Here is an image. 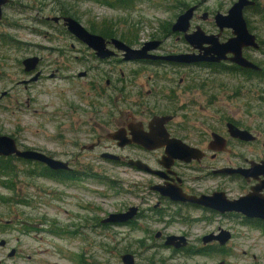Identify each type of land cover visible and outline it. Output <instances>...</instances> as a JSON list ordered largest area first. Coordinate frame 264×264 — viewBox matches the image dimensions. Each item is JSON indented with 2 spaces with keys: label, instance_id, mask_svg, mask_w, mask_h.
<instances>
[{
  "label": "flooded vegetation",
  "instance_id": "af4514ba",
  "mask_svg": "<svg viewBox=\"0 0 264 264\" xmlns=\"http://www.w3.org/2000/svg\"><path fill=\"white\" fill-rule=\"evenodd\" d=\"M236 1L231 0L224 13L216 9L212 12L203 11L198 2L190 5L195 8L187 32L193 31L196 26L201 29L199 24H194L192 28L190 26L191 20L198 18L214 26V31L201 29L205 34H217L219 42L232 40L234 34L231 27L219 29L214 15L225 14ZM246 1L249 3L242 6L241 16L246 32L252 39L248 37L246 43L249 44L241 45L238 50L239 57L253 67L235 63L230 51L218 62H184L146 57L125 59L123 52L110 43L112 38H116L138 49L144 42L159 41L154 49L145 52L155 56L197 53L198 49L185 44L182 33L171 31V23L140 43L135 39L129 42L121 39L113 29L104 30L114 33L108 36L87 29L103 38L105 48L111 51L106 57H97L92 48L63 26L64 34L75 44H65L57 51H75L79 54L58 64L67 73L65 78L69 85L65 96L57 95L52 109V137L55 143L64 146V150L45 151L31 145H20L10 136L18 148L46 153L65 163L67 168L51 169L39 161L15 155L0 158L32 163L38 169L33 167L26 172L31 177L80 179L89 177V173L77 170L74 164L85 159L94 160L88 157V153L97 151V158L101 161L127 166L145 176L147 180L142 188H146L144 192H151L155 198V210H143L131 205L135 213L130 219L123 223H103L108 213L99 220L100 225L137 226L136 220L145 218L144 212L147 210H153L158 214L160 225L159 229L150 231L147 237L155 241L152 248L164 249L168 255L157 259L146 257L147 264H208L182 260V257L199 255L207 257L210 264H232L227 259L230 254L229 242L233 238V231L229 227L231 224L228 223L248 225L252 229L264 231V218L247 216L240 210L220 211L195 200L211 197L212 205L219 206L220 203H232L249 194L251 202L255 200L258 204H264V124L247 125L242 114L236 117V113L247 112L242 104L233 114L227 102L216 108V99H231L228 95L229 86L216 85L217 74L233 75L239 83L238 89L230 94L243 96L249 92L256 100L264 96V7L259 6L257 0ZM60 9L58 15L52 16L59 17L55 23L62 22L63 16H70L61 13ZM52 17L45 19L52 21ZM173 36L184 42V49H163L164 42ZM36 57L39 61L31 71H26L23 65L27 57L21 60L24 76L18 80V84L22 89L46 77L41 68V57ZM57 72L58 68L47 76L56 78ZM36 73V79L32 80ZM2 93L0 99L7 95L6 91ZM29 100L27 98V104ZM234 128L246 131V137L249 138H244ZM168 146H175L181 153L180 157L172 156L173 152L167 151ZM90 178L100 179L98 175ZM155 186L182 199L163 195L153 189ZM128 208L114 213L125 212ZM143 229L149 232L147 228ZM147 237L144 241L140 240V245L145 243ZM169 237H172L171 243L165 244ZM0 246L6 247L7 241L0 240ZM12 250L13 254L10 255ZM124 253L130 254L135 264L136 251ZM15 255V249L8 253V257Z\"/></svg>",
  "mask_w": 264,
  "mask_h": 264
},
{
  "label": "rangeland",
  "instance_id": "374dc122",
  "mask_svg": "<svg viewBox=\"0 0 264 264\" xmlns=\"http://www.w3.org/2000/svg\"><path fill=\"white\" fill-rule=\"evenodd\" d=\"M115 2L11 0L3 7L0 96L3 91L7 95L0 99V135H11L20 145L40 150H64L52 137V109L57 95L65 96L69 85L65 78L67 73L58 64L79 54L57 51L65 44H75L64 34L61 21L45 19L58 15L61 6L69 7L73 17L86 29H113L116 34L140 43L168 27L184 7L198 2L203 11L216 9L224 13L231 0H133L127 8H120ZM257 2L264 7V0ZM194 24L205 31H214L210 22L195 18L191 20V28ZM184 42L173 36L164 42L163 49H184ZM33 55L41 57L46 77L22 89L18 84L24 76L21 60ZM56 68L57 77L49 78L47 74ZM232 76L217 74L216 85H227L233 93L239 83ZM229 92L231 99H216V108L227 102L233 114L242 104L247 112L236 113V117L242 114L247 125L264 124V96L256 100L249 92L243 96ZM27 98H30L28 104ZM88 157L94 160L85 159L74 166L88 172L89 177L62 180L28 176L26 172L34 167L32 163L0 158V163L11 168L0 173V240L7 241L6 247L0 246V264H121L120 254L133 251L137 253L135 264H147L149 256L167 257L168 251L152 248L155 241L147 237L160 225L158 214L153 212L154 195L142 188L147 178L127 166L101 161L97 151L88 153ZM92 175L100 179L90 178ZM131 205L153 210L144 212L145 218L136 220L137 226L99 224L108 213ZM228 224L233 231L228 261L264 264V231L234 222ZM143 227L149 232H144ZM146 237L145 243L140 245V240ZM11 249H15L16 255L8 257ZM182 260L210 264L207 257L200 255L182 257Z\"/></svg>",
  "mask_w": 264,
  "mask_h": 264
},
{
  "label": "water",
  "instance_id": "95a60500",
  "mask_svg": "<svg viewBox=\"0 0 264 264\" xmlns=\"http://www.w3.org/2000/svg\"><path fill=\"white\" fill-rule=\"evenodd\" d=\"M10 0H0V18L2 17V7L9 3ZM249 3L246 0H237L232 6L227 10L225 14L216 13L214 15V21L216 26L221 29L222 27L230 26L232 32L234 34V38L232 40H228L226 42H219L217 40V34H205L198 26L194 28L193 31L187 32L189 28V21L192 17L193 10L195 6H189L184 11L180 12L174 19V21L170 25V29L173 32L182 33V37L185 42L193 49H198V52L193 53H178V54H171L166 56H155V55H147L145 52L147 50L154 49L158 44L159 41H147L144 42L143 45L138 48L134 49L123 43L122 41L112 38L110 43L113 45L114 48L119 49L123 52V58L125 59H135V58H162L166 60H176V61H197V60H207V61H214L218 62L223 60L224 54L227 51L233 53V58H231L235 63L244 66V67H253L252 64L244 60L243 58L239 57V50L238 47L246 43V41L250 37H252L246 32L245 23L241 16V9L242 6ZM204 15V14H203ZM52 21L57 22L59 17H52L50 18ZM62 24L65 26L73 35H75L78 39L82 42L87 44L88 47L92 48L95 51L97 57H106L111 54V51L105 48L104 40L101 36L89 32L80 22H78L72 16H63L62 17ZM232 41H235V43ZM250 42V41H249ZM235 44V46H233ZM205 45L204 47H202ZM256 46V44H253ZM202 50V52H200ZM39 61V58L36 56L27 57L23 60V65L26 71L33 70ZM37 73L33 76L32 80H35L37 77ZM3 94V93H2ZM235 129V128H234ZM238 134L241 136L246 137V131H241L235 129ZM169 147V146H168ZM172 153V156L179 158L181 153H178V149L175 146H171L167 149ZM15 155L16 157H21L27 160H35L41 163L46 164L51 169H58V168H67L65 163H62L54 158L50 157L46 153L33 150V149H20L18 148L15 140L13 137L7 134L0 135V156H11ZM138 168L139 167L137 165ZM144 169V168H143ZM153 189L158 190L161 194H167L173 199H182V197H176L171 195L170 191H164L163 188L153 187ZM211 197L204 198L203 200L197 199L200 204L204 206H208L217 210H240L242 213L246 214L247 216H259L264 218V204H258L257 201L251 202V195L244 196L237 201L232 203H220L219 206L212 205ZM192 200V198H190ZM135 213V208L129 207L127 211L121 213H109L103 220V223H123L126 220L130 219L133 214ZM172 237L167 238L165 244L171 243ZM13 254V250L10 252V255ZM120 261L122 264H133V259L130 254L124 253L120 256Z\"/></svg>",
  "mask_w": 264,
  "mask_h": 264
},
{
  "label": "trees",
  "instance_id": "16d2710c",
  "mask_svg": "<svg viewBox=\"0 0 264 264\" xmlns=\"http://www.w3.org/2000/svg\"><path fill=\"white\" fill-rule=\"evenodd\" d=\"M133 0H116L115 4L118 5L120 8H127L130 7V5L132 4ZM60 12L63 14H68L70 16H73V13L71 12V9L69 7L66 6H61L60 7ZM90 30L92 31H98L102 36H108V35H114V33H107L105 32L104 28L99 27V29H93L91 28ZM119 37L127 42H129V40L126 37H123L122 35L119 34ZM1 161V160H0ZM10 171L11 168L9 165H6L5 163H0V173L1 172H5V171Z\"/></svg>",
  "mask_w": 264,
  "mask_h": 264
}]
</instances>
